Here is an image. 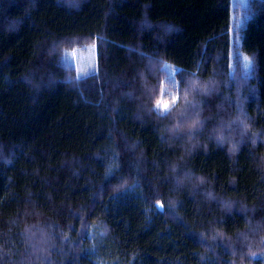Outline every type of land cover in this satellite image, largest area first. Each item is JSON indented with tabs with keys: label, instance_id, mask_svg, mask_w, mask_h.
Here are the masks:
<instances>
[{
	"label": "trees",
	"instance_id": "16d2710c",
	"mask_svg": "<svg viewBox=\"0 0 264 264\" xmlns=\"http://www.w3.org/2000/svg\"><path fill=\"white\" fill-rule=\"evenodd\" d=\"M231 14V0H0V264H264V0L238 45ZM93 45L96 75L78 81L63 52ZM192 80L210 90L185 99ZM161 90L201 121L195 148L166 133Z\"/></svg>",
	"mask_w": 264,
	"mask_h": 264
},
{
	"label": "clouds",
	"instance_id": "9594fccd",
	"mask_svg": "<svg viewBox=\"0 0 264 264\" xmlns=\"http://www.w3.org/2000/svg\"><path fill=\"white\" fill-rule=\"evenodd\" d=\"M210 84L211 81L206 84L201 81L192 80L190 81V85L192 88L190 92H205L204 89L206 87L208 88ZM170 120L171 122L168 123L166 127V133L170 137H176L181 134L187 135V144L191 146V148H195L197 144L196 142H194V137L191 134L197 132L200 129L201 121L195 117L189 118V113L184 110L183 106H178L177 109L173 110L170 113ZM234 122L239 123L245 133L251 130V125L242 120L240 117H236ZM223 131L224 129L221 128L213 133L214 139L220 141L221 143L225 142ZM187 150L188 149H186V151ZM179 182L182 181L178 179V183Z\"/></svg>",
	"mask_w": 264,
	"mask_h": 264
},
{
	"label": "bare ground",
	"instance_id": "6f19581e",
	"mask_svg": "<svg viewBox=\"0 0 264 264\" xmlns=\"http://www.w3.org/2000/svg\"><path fill=\"white\" fill-rule=\"evenodd\" d=\"M253 1L254 0H246V3L244 4L240 0H231L232 14H231L230 35H231V39H232V44H234V45L240 44V39H239L238 42L236 41V35H237V32L239 31V29H242L245 26L246 19L248 17L247 16L248 10L250 9L251 3ZM85 47L86 46H82V47L77 46V47L72 48L71 50L70 49H66V50H64L63 55H62V62L66 66L65 68L69 69V70H72V71H75L77 77H78V72H77L76 68L73 65H68V64L66 65L64 63V60H63L64 59V55L68 51L80 50V49H83ZM97 56H96V58H98ZM243 56H246V55H243ZM246 57L250 61L249 57L248 56H246ZM97 64H98V60H97ZM243 65H244V67H245L247 72L251 69V63H250V65L248 67L245 66V62H243ZM85 76H87V75H85ZM177 101H178V99H177ZM177 101H176V103H177Z\"/></svg>",
	"mask_w": 264,
	"mask_h": 264
},
{
	"label": "rangeland",
	"instance_id": "374dc122",
	"mask_svg": "<svg viewBox=\"0 0 264 264\" xmlns=\"http://www.w3.org/2000/svg\"><path fill=\"white\" fill-rule=\"evenodd\" d=\"M96 56H97V46L95 45V48H93V46H88L80 50L68 51L65 53L63 60L66 65L67 64L73 65L78 72V76H80V75H87L93 69H95V71L97 72ZM245 57L246 56H243V58ZM89 61H91V67H89ZM248 61H245L244 59L245 65L246 63H248ZM82 68H85L87 71L84 73H81ZM166 68L171 75H174L175 72L177 71L175 68H173L169 64L166 65Z\"/></svg>",
	"mask_w": 264,
	"mask_h": 264
},
{
	"label": "snow or ice",
	"instance_id": "6c2138e0",
	"mask_svg": "<svg viewBox=\"0 0 264 264\" xmlns=\"http://www.w3.org/2000/svg\"><path fill=\"white\" fill-rule=\"evenodd\" d=\"M239 39H240V36H239V33H237V35H236V41L238 42ZM93 48H95V45H93ZM244 59H245V61H248V58L247 57H245ZM250 63L251 62L248 61V63H246L245 66L246 67L249 66ZM89 67H91V61H89ZM86 71L87 70L85 68H82L81 69V73H84ZM178 74H181L182 75V72H180L178 70ZM95 75H96V71H95V69H93L91 72H89L87 74V76H85V75L78 76L77 77V80L78 81H80V80H86V79H88L90 77H94ZM173 82L175 83L174 78H173ZM191 90H192V88H191V85L189 83L188 84V87L186 89L185 99H187V92H189ZM209 90L210 89L207 88V87L204 89L205 92H207ZM178 98H179L178 96H172L170 98V101H169L168 99H165L164 98L163 90H161V97L155 101V109L154 110L157 111V114L158 115L166 117L168 114H170L171 107L175 105V103H176V101H177ZM112 179H117V182H121L123 180V177H118L117 171L116 170H111L108 173V175L106 176V180H109L110 181ZM160 207L162 208L163 206L160 205Z\"/></svg>",
	"mask_w": 264,
	"mask_h": 264
},
{
	"label": "crops",
	"instance_id": "0c3cea01",
	"mask_svg": "<svg viewBox=\"0 0 264 264\" xmlns=\"http://www.w3.org/2000/svg\"><path fill=\"white\" fill-rule=\"evenodd\" d=\"M240 1H241L242 3H244V4L246 3V0H240Z\"/></svg>",
	"mask_w": 264,
	"mask_h": 264
}]
</instances>
